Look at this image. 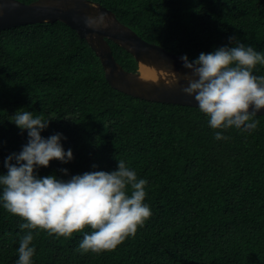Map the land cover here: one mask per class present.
Segmentation results:
<instances>
[{
  "label": "trees",
  "instance_id": "obj_1",
  "mask_svg": "<svg viewBox=\"0 0 264 264\" xmlns=\"http://www.w3.org/2000/svg\"><path fill=\"white\" fill-rule=\"evenodd\" d=\"M91 1L191 60L231 46L230 36L264 51V0ZM109 43L117 61L137 72L135 57ZM254 73L264 75V65ZM21 108L50 119L42 135L63 133L74 153L39 175L112 171L124 159L147 179L152 212L135 235L99 254L78 251L80 232L65 238L34 230L33 264H264V115H255L254 130L233 127L216 140L218 129L197 107L113 88L94 49L62 21L0 30V173L4 158L27 142V131L11 121ZM21 222L0 207V264H15Z\"/></svg>",
  "mask_w": 264,
  "mask_h": 264
},
{
  "label": "clouds",
  "instance_id": "obj_2",
  "mask_svg": "<svg viewBox=\"0 0 264 264\" xmlns=\"http://www.w3.org/2000/svg\"><path fill=\"white\" fill-rule=\"evenodd\" d=\"M84 23L95 31L107 23V17L97 11L85 17ZM228 39L234 42L231 46L201 52L192 60L187 54L180 57L190 70L183 74L187 83L182 91L194 98L208 125L218 129L214 132L216 140L228 139L225 131L233 127L254 130L259 123L254 117L264 109V75L254 73L258 64L264 65V51L235 36ZM171 72L164 81L169 86L178 81L177 73ZM12 117L28 137L18 152L4 158L6 172L0 173V207L23 221L19 224L24 234L19 239L15 264H33L34 230L65 238L80 232L78 251L99 254L135 235L151 216L146 202L148 181L124 159H118V167L112 171H86L67 179L56 174L39 175L38 169L48 167L54 159L62 163L74 159L73 150L65 149L62 143L67 137L60 132L44 137L42 132L50 119L26 108L18 109ZM60 171L67 175L69 170Z\"/></svg>",
  "mask_w": 264,
  "mask_h": 264
},
{
  "label": "water",
  "instance_id": "obj_3",
  "mask_svg": "<svg viewBox=\"0 0 264 264\" xmlns=\"http://www.w3.org/2000/svg\"><path fill=\"white\" fill-rule=\"evenodd\" d=\"M97 11L106 14L107 23L93 30L85 25L84 19ZM62 21L75 29L81 38L99 56L109 84L128 95L163 103L197 107L194 98L187 96L182 87L187 83L181 55L173 53L159 44L142 38L131 27L122 23L116 14L100 3L91 0H35L25 3L20 0H0V30L19 25ZM109 40L130 52L139 65L137 72L126 70L115 58ZM191 60V59H190ZM141 65L153 71L154 77L141 74ZM174 71L178 81L165 84ZM257 115H264L261 109Z\"/></svg>",
  "mask_w": 264,
  "mask_h": 264
},
{
  "label": "bare ground",
  "instance_id": "obj_4",
  "mask_svg": "<svg viewBox=\"0 0 264 264\" xmlns=\"http://www.w3.org/2000/svg\"><path fill=\"white\" fill-rule=\"evenodd\" d=\"M140 71H141V74L146 78L154 77L153 71L148 67H144L141 65Z\"/></svg>",
  "mask_w": 264,
  "mask_h": 264
}]
</instances>
